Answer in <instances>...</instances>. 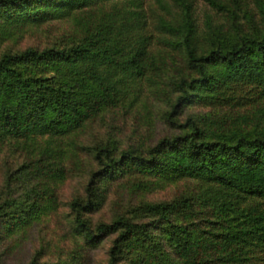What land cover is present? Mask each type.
I'll return each instance as SVG.
<instances>
[{
	"label": "trees",
	"instance_id": "obj_1",
	"mask_svg": "<svg viewBox=\"0 0 264 264\" xmlns=\"http://www.w3.org/2000/svg\"><path fill=\"white\" fill-rule=\"evenodd\" d=\"M197 1L158 0L171 14L152 27L145 0H0V251L58 211L72 172L59 142L147 88L173 87L171 119L194 105L264 103V0L246 8L245 23L240 6L204 0L226 17L207 13L202 28ZM67 21L57 42L17 45L33 28ZM6 42L14 47L2 50ZM234 110L190 117L185 132L155 144L85 147L84 194L68 204L75 260L55 264H86L106 239L107 264H264V109L262 118ZM181 181L195 188L93 218L116 186L148 193Z\"/></svg>",
	"mask_w": 264,
	"mask_h": 264
},
{
	"label": "rangeland",
	"instance_id": "obj_2",
	"mask_svg": "<svg viewBox=\"0 0 264 264\" xmlns=\"http://www.w3.org/2000/svg\"><path fill=\"white\" fill-rule=\"evenodd\" d=\"M172 4L171 0H165ZM232 6L241 7L239 16L245 23V10L249 8L255 10L257 2L260 0H227ZM145 10L148 13L149 22L153 27L160 16L171 14L166 8L159 5L158 0H145ZM174 11L175 8H172ZM213 15L215 20L224 21L226 15H220L211 5L204 1H197V18L202 27H205L206 14ZM220 17V18H219ZM258 19V18H257ZM71 22H53L38 28H33L21 41L19 46L52 44L59 41L65 34L72 29ZM14 47L13 43L6 42L2 50ZM167 92L154 96L151 89L147 88L142 99L133 106L126 105L112 109L91 122L84 130L72 137V139L62 140L61 145L67 152V166L71 168L68 178L59 186L58 196L60 206L58 211L49 219L35 225L16 244L10 249L0 251V264H29L35 257H38L40 264L56 263L59 261L74 262L76 256V239L74 238L72 225L68 215L70 211L68 204L74 197L84 194V187L87 181V167L90 165V152L85 147H94L102 142L116 141L120 148L128 147L130 144H155L160 139L182 134L187 130L185 127L190 117H201L213 111L221 110V113L231 117V113H239L240 116L248 114L254 116L258 113L262 118L261 110L264 103L248 105V107H224L214 109L212 107L190 106L182 111H178L174 118L165 116L166 112L172 110V103L176 95H172V86H162ZM237 108V109H236ZM181 109V108H180ZM179 109V110H180ZM258 111V112H257ZM264 111V110H263ZM262 111V112H263ZM221 114V115H223ZM71 152V154H70ZM27 155L24 152V156ZM69 155L71 157H69ZM14 156V155H13ZM11 156L9 164L19 165L23 159L19 154L15 158ZM73 156V157H72ZM79 161L78 168L75 162ZM0 179L2 177L0 176ZM195 188V183L181 181L173 185L155 189L148 193L133 189L129 185L116 186L109 196V200L104 208L93 215L96 221L108 220L121 210H127L131 205L144 200H164L172 199L177 195L185 193ZM110 239L103 241L102 245L90 252V257L86 264H107L110 248ZM8 250V251H6ZM79 260V259H76Z\"/></svg>",
	"mask_w": 264,
	"mask_h": 264
}]
</instances>
